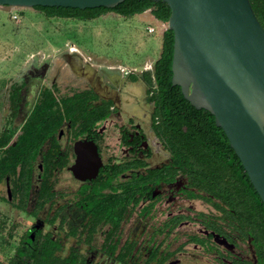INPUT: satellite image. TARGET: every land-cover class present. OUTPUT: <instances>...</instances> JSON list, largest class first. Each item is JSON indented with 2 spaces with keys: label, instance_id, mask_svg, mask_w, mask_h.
<instances>
[{
  "label": "flooded vegetation",
  "instance_id": "flooded-vegetation-1",
  "mask_svg": "<svg viewBox=\"0 0 264 264\" xmlns=\"http://www.w3.org/2000/svg\"><path fill=\"white\" fill-rule=\"evenodd\" d=\"M249 2L264 28V0ZM88 54H20L30 69L1 81L0 264H264L261 217L205 190L167 144L157 58Z\"/></svg>",
  "mask_w": 264,
  "mask_h": 264
},
{
  "label": "water",
  "instance_id": "water-1",
  "mask_svg": "<svg viewBox=\"0 0 264 264\" xmlns=\"http://www.w3.org/2000/svg\"><path fill=\"white\" fill-rule=\"evenodd\" d=\"M123 1L0 0V6L113 8ZM161 1L170 8L172 84L214 116L264 204L263 26L249 0Z\"/></svg>",
  "mask_w": 264,
  "mask_h": 264
},
{
  "label": "trees",
  "instance_id": "trees-1",
  "mask_svg": "<svg viewBox=\"0 0 264 264\" xmlns=\"http://www.w3.org/2000/svg\"><path fill=\"white\" fill-rule=\"evenodd\" d=\"M47 17L91 19L107 11L130 17L147 9L160 23L167 24L169 6L159 0H124L113 8H70L36 6ZM173 32L166 27L161 34L160 54L153 63L149 81L156 114L165 118L162 126L167 144L191 173L199 176L207 191L226 193L244 204L249 217L257 214L264 223V204L254 190L239 158L230 147L223 130L207 110L196 109L171 82ZM136 79V75L133 76Z\"/></svg>",
  "mask_w": 264,
  "mask_h": 264
},
{
  "label": "rangeland",
  "instance_id": "rangeland-1",
  "mask_svg": "<svg viewBox=\"0 0 264 264\" xmlns=\"http://www.w3.org/2000/svg\"><path fill=\"white\" fill-rule=\"evenodd\" d=\"M147 25L154 26V32L147 33ZM166 27L152 19L149 9L130 17L107 12L84 20L47 17L35 8L0 6V86L3 80L21 79V71L24 74V69H30L26 65L28 55L20 54L41 49L58 52L76 46L89 50L87 56L97 65L116 66L118 61L113 62L112 54L123 57L118 65L125 68L152 65L160 53L161 34Z\"/></svg>",
  "mask_w": 264,
  "mask_h": 264
},
{
  "label": "built area",
  "instance_id": "built-area-1",
  "mask_svg": "<svg viewBox=\"0 0 264 264\" xmlns=\"http://www.w3.org/2000/svg\"><path fill=\"white\" fill-rule=\"evenodd\" d=\"M146 30H147V33H152V32H154L155 28L152 25H147Z\"/></svg>",
  "mask_w": 264,
  "mask_h": 264
},
{
  "label": "crops",
  "instance_id": "crops-1",
  "mask_svg": "<svg viewBox=\"0 0 264 264\" xmlns=\"http://www.w3.org/2000/svg\"><path fill=\"white\" fill-rule=\"evenodd\" d=\"M152 19L155 20L153 17H152ZM155 21H157V20H155Z\"/></svg>",
  "mask_w": 264,
  "mask_h": 264
}]
</instances>
